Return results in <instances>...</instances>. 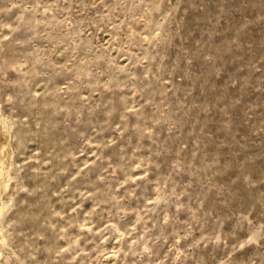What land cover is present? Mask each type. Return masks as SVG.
<instances>
[{"label":"rangeland","instance_id":"374dc122","mask_svg":"<svg viewBox=\"0 0 264 264\" xmlns=\"http://www.w3.org/2000/svg\"><path fill=\"white\" fill-rule=\"evenodd\" d=\"M253 261L264 0H0V264Z\"/></svg>","mask_w":264,"mask_h":264},{"label":"clouds","instance_id":"9594fccd","mask_svg":"<svg viewBox=\"0 0 264 264\" xmlns=\"http://www.w3.org/2000/svg\"><path fill=\"white\" fill-rule=\"evenodd\" d=\"M219 240V237H217V241ZM257 241L256 239H254L252 236L248 237L247 240H245L243 243H240L239 244V248H244L246 245L248 244H255ZM253 264H256L255 261H253Z\"/></svg>","mask_w":264,"mask_h":264}]
</instances>
